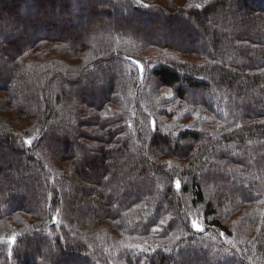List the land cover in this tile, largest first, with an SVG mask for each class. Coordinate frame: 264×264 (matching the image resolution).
Wrapping results in <instances>:
<instances>
[{
  "label": "trees",
  "instance_id": "16d2710c",
  "mask_svg": "<svg viewBox=\"0 0 264 264\" xmlns=\"http://www.w3.org/2000/svg\"><path fill=\"white\" fill-rule=\"evenodd\" d=\"M0 264H264V0H0Z\"/></svg>",
  "mask_w": 264,
  "mask_h": 264
},
{
  "label": "snow or ice",
  "instance_id": "6c2138e0",
  "mask_svg": "<svg viewBox=\"0 0 264 264\" xmlns=\"http://www.w3.org/2000/svg\"><path fill=\"white\" fill-rule=\"evenodd\" d=\"M177 189H179L180 185H179V182H177ZM193 228L196 230V231H203V229L199 226V224L196 222V221H193ZM10 242H15V238L12 239V241Z\"/></svg>",
  "mask_w": 264,
  "mask_h": 264
}]
</instances>
